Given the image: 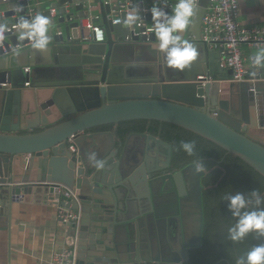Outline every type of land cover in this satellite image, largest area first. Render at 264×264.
I'll return each mask as SVG.
<instances>
[{
  "label": "water",
  "instance_id": "1",
  "mask_svg": "<svg viewBox=\"0 0 264 264\" xmlns=\"http://www.w3.org/2000/svg\"><path fill=\"white\" fill-rule=\"evenodd\" d=\"M44 1L0 0V23L43 14L51 38L45 51L19 40L17 29L0 38V216L39 200L80 215L67 233L72 264L185 263L188 251L203 243L206 170L198 173L192 164L166 174L172 147L161 138L133 133L116 149L112 132L95 130L129 121L171 124L264 177V66L251 59L245 80L237 82L222 67L223 49L200 41L210 0L197 1V16L183 36L191 34L195 47L203 44L202 58L183 71L167 66L151 30V8L171 12L175 0H116L115 7L108 0H65L42 10ZM96 8L94 21L106 40L88 43L80 20L95 16ZM135 8L143 22L130 30L125 17ZM113 12L120 13L117 25L108 19ZM117 48L127 50L130 64L119 62ZM147 49L152 57H145ZM64 52L73 56L69 73L55 70L66 66L58 61ZM93 152L106 162L103 170L89 163ZM164 159L166 167L151 168ZM166 193L173 194L168 202Z\"/></svg>",
  "mask_w": 264,
  "mask_h": 264
},
{
  "label": "clouds",
  "instance_id": "2",
  "mask_svg": "<svg viewBox=\"0 0 264 264\" xmlns=\"http://www.w3.org/2000/svg\"><path fill=\"white\" fill-rule=\"evenodd\" d=\"M150 11L154 21L151 30L158 42L157 49L163 55L167 66L180 71L190 67L198 59V50L182 34L197 16V0H175L171 12L158 6H153ZM142 22L143 16L139 8L131 10L125 17V24L130 30ZM15 27L19 40H28L35 50L48 49L51 38L50 19L47 16H22ZM6 31L7 25L0 23V37ZM251 59L253 64L264 66V48L258 49ZM180 147L189 156L195 154L194 141H182ZM88 161L97 170L105 168L106 162L94 152L89 154ZM194 167L198 173L204 170L202 163H197ZM223 200L228 202V210L235 218V223L228 228V240L238 243L252 233L257 237H264V194L259 189L251 190L247 194L226 191ZM236 264H264V243L253 246L245 255L238 257Z\"/></svg>",
  "mask_w": 264,
  "mask_h": 264
},
{
  "label": "trees",
  "instance_id": "3",
  "mask_svg": "<svg viewBox=\"0 0 264 264\" xmlns=\"http://www.w3.org/2000/svg\"><path fill=\"white\" fill-rule=\"evenodd\" d=\"M96 131V130H95ZM97 131H113L122 140L131 133H149L160 137L179 150L182 141H194L192 159L201 160L207 175L202 178L204 231L202 246L191 251L190 264H236L253 246L264 243V237L249 234L243 241L228 240V228L235 223L223 200L225 192L247 194L259 189L264 194V177L241 159L227 154L222 148L180 127L156 121H129L107 126ZM209 188V189H208Z\"/></svg>",
  "mask_w": 264,
  "mask_h": 264
},
{
  "label": "crops",
  "instance_id": "4",
  "mask_svg": "<svg viewBox=\"0 0 264 264\" xmlns=\"http://www.w3.org/2000/svg\"><path fill=\"white\" fill-rule=\"evenodd\" d=\"M49 1H44L42 10H46L50 4L60 3L62 5L65 3V0L48 3ZM91 1L93 2V0ZM115 1L111 2L114 7L117 3ZM57 12L54 10L52 16L56 17ZM95 14V18L99 16L97 8ZM119 18V12H113L108 17L113 21L119 20ZM235 18L241 26L247 29L257 28L264 36V0H238V12ZM2 23H5L7 27L15 25L12 19H4ZM185 39L190 42L195 40L187 32ZM202 45L196 46L199 60L203 55ZM211 49L214 50V48ZM242 50L248 68L257 49L244 45ZM147 52L145 57H152L150 50L147 49ZM116 53L119 62L123 65L130 64V54L127 50L121 51L120 48H117ZM72 59L73 56L70 52L59 55L58 61L61 60L66 66H59L55 70L61 73L66 68V73H69L68 71L73 67L71 66ZM134 143L131 144L132 149H136ZM61 213L60 209L55 207L51 201L39 200L38 203L16 204L10 211L9 217L7 215L0 216V264H54L55 254L66 248L63 245L64 228L59 219Z\"/></svg>",
  "mask_w": 264,
  "mask_h": 264
},
{
  "label": "built area",
  "instance_id": "5",
  "mask_svg": "<svg viewBox=\"0 0 264 264\" xmlns=\"http://www.w3.org/2000/svg\"><path fill=\"white\" fill-rule=\"evenodd\" d=\"M114 0H109L113 2ZM198 1V0H197ZM238 12V0H210L206 9L201 25L200 40L211 48L218 50L223 49L222 67L233 71V78L237 82L245 80L247 75L246 59L243 55V46L252 48H264V36L257 28L247 29L236 21ZM92 13L80 20L79 30L82 41L88 43L105 42L104 27L96 23ZM120 20H114V24H119ZM16 30L15 25L7 27V32ZM2 36V37H3ZM1 38V37H0ZM14 51V49H12ZM29 69H26L28 72ZM72 142V139H70ZM72 152L77 150L72 146ZM60 224L66 232L63 245L68 248L73 242L71 235L67 233L71 226H78L80 223V215L72 210L62 211ZM74 253L71 249H63L55 254L54 264H72Z\"/></svg>",
  "mask_w": 264,
  "mask_h": 264
},
{
  "label": "flooded vegetation",
  "instance_id": "6",
  "mask_svg": "<svg viewBox=\"0 0 264 264\" xmlns=\"http://www.w3.org/2000/svg\"><path fill=\"white\" fill-rule=\"evenodd\" d=\"M96 132H108V131H97L96 130ZM112 133L115 135V133H117V132L116 131L115 132L112 131ZM132 134L133 133L129 134L128 137L130 135H132ZM140 134H145V133H140ZM152 136H154V135H152ZM128 137L126 139H128ZM115 138H116V141H117V144H116V147L115 148L118 149L120 147L121 143H124L126 139L122 140L117 135H115ZM170 145L172 147L171 161H170L169 170L166 171V174H172L173 172H180V171H182L183 169H185L186 167H188V166H190L192 164L202 163L201 160L192 159V157L189 156L186 152H184L182 150H179L178 148L174 147L172 144H170ZM131 146L132 145H129L128 150H127V154H126V158L127 159L128 158L130 159L134 155V152H133L134 151V148L132 149ZM116 155H117V152H114L113 156H116ZM138 159H139V154H138ZM162 161L163 162H159V163H153V162H151L150 163L151 168L158 169L160 167H166L167 166V163H166L167 160L164 159ZM125 164L127 165V162H125ZM156 178H159V176H157ZM201 183H202V181H201ZM153 195L155 197H157V198L161 197L159 186H157L155 188ZM163 197H164L165 201L168 202V200H171L173 198V194L172 193H166V194H164ZM166 211L167 210H165V212ZM196 249H198V248H195V249H192V250H196ZM192 250L188 251L187 261L185 263H183V264H190V261H191V251Z\"/></svg>",
  "mask_w": 264,
  "mask_h": 264
},
{
  "label": "bare ground",
  "instance_id": "7",
  "mask_svg": "<svg viewBox=\"0 0 264 264\" xmlns=\"http://www.w3.org/2000/svg\"><path fill=\"white\" fill-rule=\"evenodd\" d=\"M2 38V37H1ZM105 40H106V38H105ZM29 72V71H28ZM27 86H29V83L27 84Z\"/></svg>",
  "mask_w": 264,
  "mask_h": 264
},
{
  "label": "rangeland",
  "instance_id": "8",
  "mask_svg": "<svg viewBox=\"0 0 264 264\" xmlns=\"http://www.w3.org/2000/svg\"><path fill=\"white\" fill-rule=\"evenodd\" d=\"M255 49H257V50H258V49H261V48H257V47H255Z\"/></svg>",
  "mask_w": 264,
  "mask_h": 264
}]
</instances>
